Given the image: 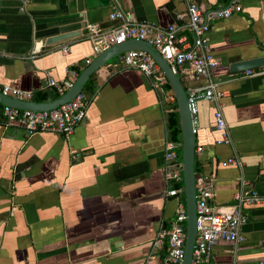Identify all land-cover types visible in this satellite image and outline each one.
Wrapping results in <instances>:
<instances>
[{"label":"crops","instance_id":"0c3cea01","mask_svg":"<svg viewBox=\"0 0 264 264\" xmlns=\"http://www.w3.org/2000/svg\"><path fill=\"white\" fill-rule=\"evenodd\" d=\"M192 1L202 10L230 2ZM116 4L138 22L164 27L184 21L181 0ZM113 5L85 10L83 0H0V84L30 91L37 101L35 94L53 92L45 87L47 77L67 78L69 68L77 76L101 52H93L85 23L109 27ZM240 5L228 17L210 21L207 33L216 60L211 74L225 92L221 112L231 142L217 143L212 103L198 102L194 118V177L211 184L212 202L221 207L232 202L240 177L264 195V74L228 69L234 61L264 57V0ZM69 31L77 34L45 43L47 35ZM117 56L90 74L92 90H81L85 117L68 135L27 134L0 113V264H164L165 244L156 247L152 241L169 227L178 203L185 210L183 194H165L182 191L180 140L174 141L175 162L164 160L166 113L177 112L176 104L155 62L162 86L117 65ZM179 81L187 90L203 80L179 75ZM232 154L241 166H222ZM176 168L180 179H165V172ZM242 211L243 242L215 243L213 264L233 258L264 264V204Z\"/></svg>","mask_w":264,"mask_h":264},{"label":"built area","instance_id":"2783aa9c","mask_svg":"<svg viewBox=\"0 0 264 264\" xmlns=\"http://www.w3.org/2000/svg\"><path fill=\"white\" fill-rule=\"evenodd\" d=\"M185 5L183 22H171L164 27L138 22L133 19L128 10H124L114 3L107 19L112 24L104 29L95 23H85V37L90 41L93 52L98 53L112 44L120 43L129 38L143 40L151 44L165 59L173 72L179 75H188L191 79L201 78V83L188 86L186 101L189 113L194 118L198 102L206 101L213 104V120L216 129L220 131L217 143L229 144L231 142L221 112L220 99L225 95L218 90L213 80L211 70L216 63L208 45L209 22L219 18H226L232 12L241 9L240 0H230L228 5L210 10H202L192 0H181ZM182 18L176 15V19ZM65 52V48H62ZM117 65L122 68L135 69L150 78L153 85L162 86L165 82L163 75L153 59L143 50L130 49L120 53L116 58ZM68 77L59 80L47 77L45 87L53 89L61 95L68 89L76 77L73 68L66 70ZM247 75L264 74V64L245 71ZM0 93L16 99L27 100L31 98L30 91H23L5 84H0ZM86 98L80 91L70 101L57 107L43 111L18 109L0 103V113L7 122H16L21 125L27 134L54 132L62 135L70 134L74 127L81 123L85 117ZM176 145L174 141L167 140L164 144V160L170 165L176 160ZM222 166L235 165L240 167L241 162L235 154L227 157L220 163ZM165 179L179 180V169L165 172ZM194 197L196 231L192 246L190 264H213L211 262V249L217 242H227L237 245L243 242L240 232L247 216L243 213L244 206L264 204V195L258 194L249 183L238 178L237 191L233 194L232 202L224 207L213 204L214 192L211 184L201 176L194 177ZM167 196L179 198L181 189H168ZM185 210L178 203L176 213L167 229L156 233L152 244L159 247L165 244L164 264H180L183 255L185 237ZM222 264H241L236 258ZM261 264V263H259Z\"/></svg>","mask_w":264,"mask_h":264},{"label":"water","instance_id":"95a60500","mask_svg":"<svg viewBox=\"0 0 264 264\" xmlns=\"http://www.w3.org/2000/svg\"><path fill=\"white\" fill-rule=\"evenodd\" d=\"M109 2L117 3V0H83L85 10H92L99 7H105ZM77 34V31H69L64 33H52L46 36L45 43L60 42ZM130 49H139L145 51L157 64L164 75L172 94L176 111L178 113L180 125V142L178 145L181 149V173H182V194L185 205V237L183 245V255L180 264H190L192 246L196 231V215H195V197H194V127L192 116L189 113L186 101L187 90L183 88L179 81V75L173 72L158 53V51L148 42L131 38L120 43H115L102 50L95 55L91 61L81 70V72L73 80L71 86L61 95L45 101H33L31 99L21 100L2 95L0 93V103L23 110L43 111L49 110L70 101L77 93H79L88 76L104 65L113 57ZM264 64V57L256 56L240 61L232 62L228 69L230 72H237Z\"/></svg>","mask_w":264,"mask_h":264},{"label":"trees","instance_id":"16d2710c","mask_svg":"<svg viewBox=\"0 0 264 264\" xmlns=\"http://www.w3.org/2000/svg\"><path fill=\"white\" fill-rule=\"evenodd\" d=\"M92 86H93L92 77L90 75L88 77V80L86 81V83L84 84V86L82 88V92L83 91H91ZM164 87L167 90H169V85L167 82L164 83ZM56 97H57V94L54 91L51 93L41 92V93L35 94V96H33V99H35L37 101H43V100H49V99L56 98ZM166 127H167V135H168L169 140H172V141L180 140L177 112L169 111L166 113ZM178 154L180 157V151ZM177 186L180 187L181 182Z\"/></svg>","mask_w":264,"mask_h":264},{"label":"rangeland","instance_id":"374dc122","mask_svg":"<svg viewBox=\"0 0 264 264\" xmlns=\"http://www.w3.org/2000/svg\"><path fill=\"white\" fill-rule=\"evenodd\" d=\"M114 59V58H113ZM115 60H117V59H115Z\"/></svg>","mask_w":264,"mask_h":264}]
</instances>
